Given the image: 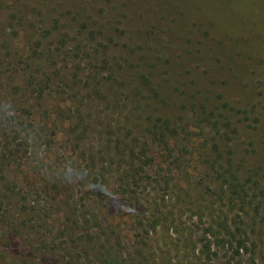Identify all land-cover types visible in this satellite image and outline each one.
I'll list each match as a JSON object with an SVG mask.
<instances>
[{
    "label": "rangeland",
    "instance_id": "1",
    "mask_svg": "<svg viewBox=\"0 0 264 264\" xmlns=\"http://www.w3.org/2000/svg\"><path fill=\"white\" fill-rule=\"evenodd\" d=\"M223 3L255 11L257 2ZM262 10L264 15V3ZM262 20L260 25L231 22L198 0H0V136L7 128L15 136L16 130L41 126L55 142L51 151L44 142L21 146L27 157L12 168L18 184L9 187L19 185L29 203L10 206L6 214L0 207V264H38V235H46V243L64 241L68 215L75 210L85 214V204L92 209L99 205L105 225L132 243L135 222L149 216L150 203L153 210L163 199L169 205L182 203V212L175 210L173 240L188 231L199 249L216 226L214 218L218 223V214L227 210L221 176L229 178L232 172L243 178L257 171L264 181V16ZM66 79L69 88H58ZM73 92L79 93L76 103L68 101ZM78 105H84L92 128L82 148L101 152L95 171L80 155L86 138L70 150L73 124L58 116L62 110L75 112ZM22 113L32 118L25 121ZM158 118L179 127L182 138L173 140L176 144L164 154L149 146L147 157L154 162L142 158L137 164L145 173L138 186H131L133 201H128L117 188V171L127 163L114 147L118 142L127 153L130 148L137 153L142 141L150 145L143 138ZM106 141L113 144L106 146ZM37 167H43L42 177L33 170ZM102 172L107 193L98 204L89 203L88 193ZM189 184L193 198L179 199L177 189L187 190ZM64 195L73 197V206L53 200ZM38 207L49 213L48 219L40 220ZM20 223L27 226L22 235L15 231ZM92 229L98 232L97 226ZM253 235V252H241L238 259L264 264V214ZM183 249L171 255L165 248L162 260L196 264ZM228 249L199 264H234V251L227 256Z\"/></svg>",
    "mask_w": 264,
    "mask_h": 264
},
{
    "label": "trees",
    "instance_id": "2",
    "mask_svg": "<svg viewBox=\"0 0 264 264\" xmlns=\"http://www.w3.org/2000/svg\"><path fill=\"white\" fill-rule=\"evenodd\" d=\"M198 2L202 7L213 12H223L229 17L231 22H252L255 25H260L261 21H263L262 16L264 15L262 5L264 0H256L255 11H244L242 8L233 9L232 7L229 9L224 5L223 0H198ZM67 82H69V79L59 81L57 87L66 90L68 87ZM47 83L46 81L45 84ZM39 88L42 89L40 86ZM42 91L38 96V100H42L43 98ZM68 101H73L75 103L79 101V93L73 92ZM83 107L84 105H78L75 112L70 109L66 111L62 110L58 116L63 122L69 120V122L73 124L72 133H74L75 144L69 146L70 150H73L74 147L76 148V143L78 144V141L86 138L81 147H79L80 155L83 157V162L91 165L93 167L92 169L95 171L98 165V155H101V152L95 148H82V146L86 144V140L92 130L90 121L88 123L86 122V116L82 111ZM23 114L24 113L20 115V118L25 121V117L27 119L32 118L30 113L25 116ZM4 121H6V118ZM152 123V126L147 130L148 137L143 138V140L148 139L151 144H145L146 141H142V147H140L139 152L136 153L130 148L129 153H127L119 146L118 142H116L117 145L114 147L120 151V153H118L120 160L127 163V168L124 167L122 170L120 168V170L117 171L119 173L117 188L128 201H133L130 197L132 193L130 189L131 186H138L143 178V173H145V168L143 166H137V164L142 161V158H147L150 164L154 162L155 158L147 157L148 152H150L149 146L154 147L160 154H164L170 151L173 144H176V142L172 143L173 140L176 141L179 137L182 138V130H180L179 127L171 128L169 121L158 118ZM3 131L4 132L0 136V146H2L0 147V173L2 174L0 177V207L1 209L4 208V214H6V210L10 206H27L26 204L29 203L24 194L25 190L21 187L19 189V185H17V187L13 185L15 189L9 187L12 183L16 182L18 184V182L14 180L18 179V176L14 178L11 177L10 172L12 168L14 166L17 168V165L20 164L24 156L27 157V153L21 149V146L27 145L26 147H28L30 142L35 145L39 142H44L47 150L51 151L55 142L53 141L54 138L48 139L46 128H42L41 126L37 128L34 126L30 128L26 127L22 131L16 130L15 136L9 134L11 130L8 128ZM15 142L17 143L15 144ZM70 143H72V140ZM111 144H113L111 141H106V146H111ZM121 144L123 146H128L127 143L122 142ZM106 152L112 154L109 150ZM89 153H91L90 156ZM148 162H145L144 165L146 166ZM216 163L217 161L212 162L211 165L213 169H215ZM230 167H232L231 163ZM33 170L37 175H41L42 177L43 167H37ZM244 176L242 178V175L233 174L232 172L229 178L221 176L223 183L221 182L220 192L227 198V210L223 211L221 216L218 214L219 222L217 223L213 217L214 208L209 209L210 216L214 218L216 226L210 227L199 249L194 245L195 241L192 234L188 231L182 236V239H179L177 242L173 240V236L176 234L174 231L176 230L174 224L175 210L182 212L184 208L182 203L178 204L176 202L175 204L169 205V203H165L166 199H163V203H155L157 206L156 210H153L154 205L150 203L147 211L149 216L144 219L139 218V220L135 222V230L137 233L135 241L132 243L124 241L120 233L110 224L107 226L105 225L97 210V208L101 209L99 205L96 209H92L85 204V214L80 215L77 210H75L68 215L64 223L66 225V229H64V241L60 243L56 241L46 243L47 236L38 235L40 244L36 252L40 255V259L38 258L36 260L38 264H166L162 260L164 258L165 248H167L168 253L171 255L176 251L180 252V250L184 248L186 259L189 260L192 258L196 264H199L203 260H211L213 256L218 255L221 249L223 250L229 247L227 256L230 250L234 251L233 255L230 256L234 264H244L238 257H241V252H253V248L256 247L253 233L264 214V181L259 179L257 171H254V173H247ZM104 179L105 175L103 172L96 178L94 182L96 189H92L91 192L88 193V198H90L89 203L98 204L100 198L104 200L105 194L107 193V189L103 188L102 185V180ZM216 180H218V178ZM164 184L168 186L171 185L168 179L164 180ZM190 187L191 184H189L187 190H183L182 192H179L180 189H177L181 196L178 195L179 199L182 198L183 200L187 198L190 200L193 198V189ZM48 188L47 185V189ZM71 197V195L70 197L64 195L61 201L57 197L53 200L60 204L73 206L74 204L72 199H70ZM39 208L43 207L37 208V211L39 210L38 214L40 215V220L43 218L44 220L48 219L49 213ZM92 226H97V233L93 232ZM23 228L26 229L27 226L21 223L18 224L15 229V231L17 230L16 233L22 235L25 232ZM158 232L160 233L159 236L157 235ZM50 244L53 245V248ZM48 245L50 247H48ZM83 258H87V260L83 262ZM229 264L233 263L229 262Z\"/></svg>",
    "mask_w": 264,
    "mask_h": 264
}]
</instances>
